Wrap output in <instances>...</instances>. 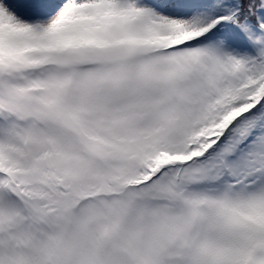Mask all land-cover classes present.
<instances>
[{
    "label": "snow or ice",
    "instance_id": "snow-or-ice-1",
    "mask_svg": "<svg viewBox=\"0 0 264 264\" xmlns=\"http://www.w3.org/2000/svg\"><path fill=\"white\" fill-rule=\"evenodd\" d=\"M0 264H264V0H0Z\"/></svg>",
    "mask_w": 264,
    "mask_h": 264
}]
</instances>
